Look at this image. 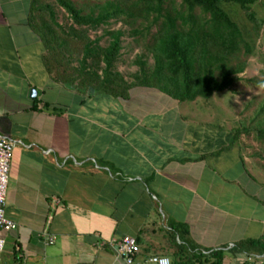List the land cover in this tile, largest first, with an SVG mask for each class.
Here are the masks:
<instances>
[{
  "label": "crops",
  "instance_id": "0c3cea01",
  "mask_svg": "<svg viewBox=\"0 0 264 264\" xmlns=\"http://www.w3.org/2000/svg\"><path fill=\"white\" fill-rule=\"evenodd\" d=\"M33 4L0 0V138L13 144L5 217L16 225L0 229V264H126L110 246L125 236L149 264L170 257L169 222L241 264L235 244L264 239V187L241 144L228 148L230 130L187 121L158 90L116 99L82 87L75 60L65 68L32 28Z\"/></svg>",
  "mask_w": 264,
  "mask_h": 264
},
{
  "label": "trees",
  "instance_id": "16d2710c",
  "mask_svg": "<svg viewBox=\"0 0 264 264\" xmlns=\"http://www.w3.org/2000/svg\"><path fill=\"white\" fill-rule=\"evenodd\" d=\"M33 3L32 28L47 46L56 49L58 61H63L65 68L74 60L79 63L82 87L116 99L127 98L130 89L135 92L151 88L180 105L189 103L193 109L196 106L207 111L213 108L216 97L227 95L236 76L244 70L246 61L242 58L255 53V37L264 25V0H89L87 12L72 0ZM55 4L66 13L64 19L69 24L57 22ZM117 23L131 29H108ZM135 25L141 30L133 28ZM153 25H158L156 32L143 46L147 55L133 62L139 71L128 83L118 71L124 49L120 39L148 34ZM102 27V34L109 39L104 48L97 45L98 38H88L90 31ZM149 59L153 60L152 68L148 66ZM255 112L263 116L261 121H249L248 127L239 122L241 128L230 129V150L235 143L240 144L242 132L252 134L255 142L264 145V99ZM195 118L187 114L186 120ZM206 125L226 129L221 123L209 121ZM239 159L242 162L241 155ZM168 226L171 258L168 257L172 264H223V251L201 250L190 241L186 225L169 222ZM235 248L247 255L261 256L264 239L241 240Z\"/></svg>",
  "mask_w": 264,
  "mask_h": 264
},
{
  "label": "rangeland",
  "instance_id": "374dc122",
  "mask_svg": "<svg viewBox=\"0 0 264 264\" xmlns=\"http://www.w3.org/2000/svg\"><path fill=\"white\" fill-rule=\"evenodd\" d=\"M77 7H82L87 12V5L89 0H72ZM180 2V0H177ZM84 4V5H83ZM54 11L56 13V19L59 24H69V20L66 18V13L55 4ZM158 25H153L148 31V34L143 36L128 37L125 35L121 38L123 54L119 64L118 71L124 76V81L132 82V74H135L139 71V66L134 64L138 56H146L147 52L144 49L146 42L151 41L152 35L156 32ZM125 29L126 31L131 28L122 26L120 23H117L111 27H108L110 30ZM135 29L141 30L142 27L138 25L133 26ZM104 27L98 29L95 32L90 31L88 33V38L90 40H95L98 38L97 45L99 47H106L108 45V37L103 33ZM106 29V28H105ZM137 39L135 42L134 39ZM255 53L250 55H244L242 60L246 61L244 70L236 76V80L228 90L227 95L218 96L214 100V106L211 110H201L200 108L195 109L191 108V104L186 103L180 105L181 112L186 114H193L201 122H213L221 123L227 130L241 128L239 122L245 124L246 127L250 125L249 121L259 122L263 119V116H257L255 109L257 108L258 103L264 99V25L259 30V35L255 37ZM90 62V61H87ZM56 64V62H55ZM101 66H103L101 64ZM148 66L152 68L153 60H148ZM71 67L78 69L79 63L77 61L72 62ZM100 74V71H98ZM133 90L130 89L128 93H131ZM214 97H212L213 99ZM238 101V102H236ZM141 107V106H140ZM144 107V106H143ZM203 111L205 113L204 117L197 118L198 113ZM192 112V113H191ZM218 121V122H216ZM253 126V125H252ZM240 144L243 153L241 156L246 160L248 170L253 174V177H256V181L259 184H264V145L259 144L253 140V135H247L241 133ZM264 197V196H263ZM259 200V199H258Z\"/></svg>",
  "mask_w": 264,
  "mask_h": 264
},
{
  "label": "built area",
  "instance_id": "2783aa9c",
  "mask_svg": "<svg viewBox=\"0 0 264 264\" xmlns=\"http://www.w3.org/2000/svg\"><path fill=\"white\" fill-rule=\"evenodd\" d=\"M13 152V144L10 141L0 138V229L9 231L16 228V225L9 221L5 217V202H6V191L8 185L10 160ZM51 239L49 238V241ZM5 245L4 238L0 235V252L3 250ZM110 246L114 249V252L118 257H124L126 264H139L133 259V255L139 253V247L137 246L135 239L129 236L123 237L121 240H112ZM264 258L261 256H247V264H257V262ZM149 264H172L169 257L164 255H154L147 259Z\"/></svg>",
  "mask_w": 264,
  "mask_h": 264
},
{
  "label": "water",
  "instance_id": "95a60500",
  "mask_svg": "<svg viewBox=\"0 0 264 264\" xmlns=\"http://www.w3.org/2000/svg\"><path fill=\"white\" fill-rule=\"evenodd\" d=\"M36 96L35 90H30V98H34Z\"/></svg>",
  "mask_w": 264,
  "mask_h": 264
},
{
  "label": "clouds",
  "instance_id": "9594fccd",
  "mask_svg": "<svg viewBox=\"0 0 264 264\" xmlns=\"http://www.w3.org/2000/svg\"><path fill=\"white\" fill-rule=\"evenodd\" d=\"M236 102H238V101H236ZM234 247H235V246H234ZM244 255H245V256H244L243 262L247 263L245 259H246L247 256H251V255H247V254H244ZM167 257H168V256H167ZM171 261H172V260H171Z\"/></svg>",
  "mask_w": 264,
  "mask_h": 264
}]
</instances>
